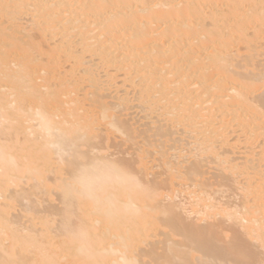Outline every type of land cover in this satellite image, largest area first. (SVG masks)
Here are the masks:
<instances>
[{
    "label": "bare ground",
    "instance_id": "obj_1",
    "mask_svg": "<svg viewBox=\"0 0 264 264\" xmlns=\"http://www.w3.org/2000/svg\"><path fill=\"white\" fill-rule=\"evenodd\" d=\"M251 241L264 0H0V264H252Z\"/></svg>",
    "mask_w": 264,
    "mask_h": 264
},
{
    "label": "rangeland",
    "instance_id": "obj_2",
    "mask_svg": "<svg viewBox=\"0 0 264 264\" xmlns=\"http://www.w3.org/2000/svg\"><path fill=\"white\" fill-rule=\"evenodd\" d=\"M24 19H25V18H24ZM22 21L25 22L26 20H23V19H22ZM65 65H66L65 67H67V64H65ZM63 69L65 70V68H63ZM63 69H62V70H63ZM116 75H117L116 77H118V76H119V77L115 80V82H116V81H120V78H122V76H121L119 73L116 74ZM38 81H39V80H38ZM117 83H118V84H117L118 87H116V89H118V90L123 89V86H121L119 82H117ZM127 91H128V90H127ZM261 91H262V88L256 90V91H255V94H260ZM121 92H122V91H121ZM109 97H110V96H109ZM108 99L111 100L110 98H106V100H108ZM135 109H136L135 107H130V109L128 110V112H126V113H128V115L125 114L126 117L129 116V118H127V119H130L131 116H134L135 114H137V113L139 112L138 109H137L138 112H137ZM130 112H131V114H130ZM123 113H124V111H123ZM132 113H133V114H132ZM139 114H140V112H139ZM139 114H138V115H139ZM130 115H131V116H130ZM138 115H136V116H137V117H140V115H139V116H138ZM126 117H125V118H126ZM137 117L134 116V118H137ZM131 118H133V117H131ZM133 120H134V119H133ZM139 120H140V118L137 120V122H138ZM140 121H141V122H138L139 124H138V123H137V124L134 123V122H136V120H134V121H130V123H132V124H134V125H137V126H140V127H141L142 124H140V123H142L143 121H142V120H140ZM134 125H133V126H134ZM140 127H139V128H140ZM140 129H141V128H140ZM107 134H108V133H107ZM236 134H237V133H236ZM109 135H110V134H109ZM110 136H111V138H110ZM110 136L108 137L109 140H107V141L110 142V144H109L108 142H107V143L104 142V143L107 144V145H105V144L102 143V146L104 145L103 148H104V147L106 148V149H104V150H107V151L103 152V154H106L107 152H108V153H112V154H113V153H117V154H118V155L116 154L117 157H125V158H128V156H129V158L133 157V156L130 157L131 154H132V155H135V154H133V150H136V149H130V148H129L130 146L128 147V146H127V145H128L127 143H123V144H122V142L120 141V139L118 140V137H115L114 135H113L114 137H113L112 135H110ZM136 138H137V139H136L135 141H138V142L140 143V141H139L140 138H139V137H136ZM138 139H139V140H138ZM114 141H115L116 143H114ZM119 141H120L121 143H120ZM118 144H119L120 146H119ZM126 144H127V145H126ZM99 145H100V144H99ZM125 145H126L128 148H124V147H126ZM137 145H139V144H137ZM100 146H101V145H100ZM102 146H101V147H102ZM107 146H108V147H107ZM123 146H124V147H123ZM109 147H110V148H109ZM113 147H114V148H113ZM121 147H122V148H121ZM117 148H118V149H117ZM132 148H135V147H132ZM126 149H127L128 151H127ZM102 150H103V149H102ZM108 150H109V151H108ZM115 150H118V151L116 152ZM120 150H121L122 153L120 152ZM123 150H126L127 154H126V152L123 154ZM111 151H112V152H111ZM114 151H115V152H114ZM131 151H132V152H131ZM119 152H120V153H119ZM135 152L137 153V150L134 151V153H135ZM108 153H107V154H108ZM129 153H131V154H129ZM120 154H121V155H120ZM125 154H126V156H125ZM114 155H115V154H114ZM114 155H112V157H114ZM123 155H124V156H123ZM115 157H116V156H115ZM133 158H134V157H133ZM151 159H152V158H150V157L146 158V162H145V160H144L145 164L147 163L148 165H150L151 163H153L154 160H151ZM151 161H153V162H151ZM155 162H156V161H155ZM155 162H154V163H155ZM155 164H156V163H155ZM153 165H154V164H153ZM153 165L151 164V166H150V168H151L153 171H152L151 169H148V171H150V170H151V172H154V171H155L154 169H156V168H155ZM138 167H139V166H138ZM138 167H137V168H138ZM146 167H147V165H146ZM153 167H154V169H153ZM147 168H148V167H147ZM156 171H157V170H156ZM141 177H142V176H141ZM142 178H143V177H142ZM144 178H145V177H144ZM149 178L151 179L152 177L149 175L146 179H149ZM157 179H159V178H157ZM164 185H166V187H162V190H161L162 193H165V192H166L165 190H166V188H167L168 183H166V184H164ZM164 185H163V186H164ZM174 188H175L176 190L179 191V188L177 189V187H175V186H174ZM174 188H173V189H174ZM177 193H179V192H177ZM177 195H178V194H177ZM178 196H179V195H178ZM178 196H177V197H178ZM180 196H181V198H180ZM180 196H179L178 198L176 197V198H177L176 200H181V201H183L184 203L187 202V203H186V206H185V207H187V206L189 205V204H188V201L185 200V199H182V198H184L183 195L180 194ZM179 198H180V199H179ZM224 201H226V200H224ZM190 207H191V205H189L187 208H190ZM192 218H193V215H192L191 219H192ZM217 219H218V218H217ZM219 219H220V218H219ZM206 221L208 222V224H204V222L206 223ZM206 221H202V222H200V228L206 230V229H208L209 225L212 224V223L214 222L213 219H208V220H206ZM221 223H222V222H221ZM221 223H220V226L224 227L225 230H224L223 228H222V230H221V229H220L221 227H220V228L218 227V230H216V232H215V231L212 232L211 234L214 233V235H211V236H213V237L215 236L214 238H217L218 240H220V237H222L221 240L225 239V241L223 240L224 243H227L226 241L230 242V241L232 240V238H229V239H231L230 241H229V239H227V238L230 236V235H229L230 232L228 231V230H229L228 228H229L230 225L228 226V222H226V224H225V222L222 223V224H221ZM203 224H204L205 226H204V227H201V226H203ZM206 225H208V226H206ZM225 225L227 226V228H225ZM240 230H241L240 228H239V229L237 228V232H238L237 235H238V236L241 235V234H240ZM221 231H222V232H221ZM224 231H225V232H224ZM226 232H227V234H226ZM218 233H219V234H218ZM222 234H223V235L225 234V235L227 236V238H225L226 236H222ZM209 235H210V234H209ZM209 235L206 236V237H209V238H210ZM218 235H219L220 237H216V236H218ZM228 235H229V236H228ZM231 237H232V236H231ZM157 239L162 240V239H164V236H159ZM206 239H207V238H206ZM221 240H220V242H221ZM245 240H246V239H245ZM245 240L242 238V241H243V242H244ZM220 242H219V243H220ZM247 242H248V241H247ZM249 243H251V248H252L253 250L255 249L254 247H257V244H253V243H254L253 241H251V242H249ZM220 244H222V242H221ZM224 245H226V244H224ZM252 249H251V250H252ZM256 249H257V250H255V252H256V251H257V252H260V250H259L258 247H257ZM258 250H259V251H258ZM257 252H256V256H257V257H256V259L254 260L256 263H254V261L251 262V263H252V264H264V260H262V257L264 256L263 253L261 252V253H262V256H261V255H258ZM259 254H260V253H259ZM259 258H260V262H258V261H259V260H258ZM256 260H257V261H256ZM261 260H262V261H261ZM249 264H250V263H249Z\"/></svg>",
    "mask_w": 264,
    "mask_h": 264
},
{
    "label": "snow or ice",
    "instance_id": "obj_3",
    "mask_svg": "<svg viewBox=\"0 0 264 264\" xmlns=\"http://www.w3.org/2000/svg\"><path fill=\"white\" fill-rule=\"evenodd\" d=\"M121 264H129L127 261H121ZM237 264H245L243 261H238Z\"/></svg>",
    "mask_w": 264,
    "mask_h": 264
}]
</instances>
